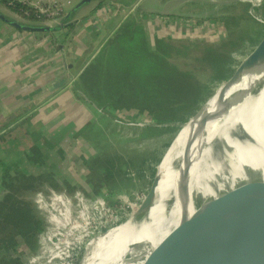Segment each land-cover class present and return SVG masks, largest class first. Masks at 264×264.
<instances>
[{
    "label": "crops",
    "instance_id": "crops-1",
    "mask_svg": "<svg viewBox=\"0 0 264 264\" xmlns=\"http://www.w3.org/2000/svg\"><path fill=\"white\" fill-rule=\"evenodd\" d=\"M29 1H64V8L68 10L80 0ZM140 1L87 2L77 11V24L70 33L59 27L62 18L30 22L0 3V11L6 16H0V202L8 191V181L16 175H25L33 181L41 177V187L34 192L44 197L45 183H52L59 191H89V157L98 156L99 152L119 154L112 150V140H106L101 119L105 116L118 138L117 123L124 125L121 120H124V114L110 123L107 114L103 113L105 108L82 96L85 92L80 81L97 55L95 48L104 44L102 40L108 38L123 18L130 14L136 16L146 33L148 18L158 20L166 28L176 25L186 30L185 25H190L187 22L206 20L210 18V12L212 15L228 14L230 9L227 6H237L232 2L224 4L226 6L219 3L209 5L210 10L202 4L189 3L180 9L179 16L141 14L137 9H134L136 13L128 11L127 15L121 12L122 6L135 8ZM256 12L264 16V1ZM17 21L22 26H16ZM38 26H50L52 31L41 32L35 28ZM187 29L190 30V26ZM220 31L227 33L224 27H220ZM160 34L158 31L154 33L155 37L169 41L172 37V33ZM147 35L150 43L151 36ZM47 239L44 233L41 253L30 260V264H49L48 256L54 252V244L51 241L52 249L47 250ZM21 247L20 250L27 251L25 243ZM10 254L14 255L12 249Z\"/></svg>",
    "mask_w": 264,
    "mask_h": 264
},
{
    "label": "trees",
    "instance_id": "trees-1",
    "mask_svg": "<svg viewBox=\"0 0 264 264\" xmlns=\"http://www.w3.org/2000/svg\"><path fill=\"white\" fill-rule=\"evenodd\" d=\"M0 3L30 22L47 19H39L37 9L29 2L0 0ZM245 7H239L241 11L236 8V11L228 14L217 15L220 25L227 31V40L222 39L218 44H210L192 38L174 45L171 40L156 37V49L150 47L143 23L136 16L127 15L108 36L98 56L96 55L97 58L90 64V67L95 66V70L89 75L90 67H87L82 74L80 87L90 100L103 108L110 107L116 111L123 106H130L139 113L145 112L154 116L155 123L160 125L181 120L184 113L186 115V111L205 95L203 93L208 95L209 91L208 86L198 80L194 73L180 69L171 61V57H185L196 49V65H205L210 76L216 81L228 78L226 75L232 72L237 56L246 53L244 49H235L244 41V34L240 31L242 26L252 21L257 22L245 12ZM68 10H64L61 22ZM77 11L63 22L64 31L70 33L74 30ZM0 16L4 17L1 11ZM15 23H18V27L22 26L18 21ZM92 75L94 78L90 81ZM95 86L98 88L97 93L92 92ZM139 113L136 112V116ZM117 117L120 118V115L117 114ZM87 163L92 189L89 191L94 195H98L112 183L108 190H113L115 177L120 174L127 175L129 172L126 169L127 162L116 153L99 152L98 156L89 157ZM138 169L137 167L131 170ZM36 180L21 175L7 183V194L0 202V264H29L30 255L15 248L17 235H21L31 248L32 257L41 253V239L49 226V220L47 212L37 201L36 194L39 192H34L36 188L41 187L42 178L38 177ZM71 192L87 191L75 189ZM10 249L13 250V256ZM83 252L84 250L80 249L76 264L80 263Z\"/></svg>",
    "mask_w": 264,
    "mask_h": 264
},
{
    "label": "bare ground",
    "instance_id": "bare-ground-1",
    "mask_svg": "<svg viewBox=\"0 0 264 264\" xmlns=\"http://www.w3.org/2000/svg\"><path fill=\"white\" fill-rule=\"evenodd\" d=\"M246 62L241 75L264 67V37L261 48ZM230 98L263 100L264 83L231 92ZM244 113L239 116L219 109L188 133L163 168L156 204L149 210L132 260L116 238L119 226H114L90 238L79 264H113L115 258L127 264H146L166 243L183 208L252 184L262 165L264 124L257 120L261 116L258 111ZM193 220H188L182 231V237L190 242L183 264H264V203L237 214Z\"/></svg>",
    "mask_w": 264,
    "mask_h": 264
},
{
    "label": "water",
    "instance_id": "water-1",
    "mask_svg": "<svg viewBox=\"0 0 264 264\" xmlns=\"http://www.w3.org/2000/svg\"><path fill=\"white\" fill-rule=\"evenodd\" d=\"M92 0H80L77 4L69 9L63 22L70 17L78 8ZM204 0H142L136 6L141 14L145 12L152 14H161L167 16H179L180 9L189 3L198 4ZM209 1V0H208ZM222 4L232 0H210ZM240 1V0H238ZM214 3V2H212ZM201 4V3H199ZM253 5L250 6V10ZM4 18V17H2ZM261 20V19H260ZM63 22L59 27L62 28ZM18 26V23H15ZM20 26V25H19ZM30 27V26H25ZM39 30L52 31L50 26L35 27ZM260 36L255 45L252 46L249 58L243 60L234 70V72L226 78L211 94L204 100L195 104L186 115L179 121L174 131L166 138L163 144L156 150L152 156L143 176L138 185L135 196L131 205L126 211L125 216L117 225L119 230L116 238L121 241L122 248L126 252L127 258L132 260L134 251L137 247V238L141 234L142 227L148 217L149 210L156 204L159 194V185H162L164 170L163 168L175 156L178 147L184 142L193 129V127L206 117H210L217 110L223 109L226 112L234 113L233 115L245 114L246 111H258L261 116L258 117L264 124V99L253 102L240 101L229 97V93L248 89L256 84L264 83V67L258 68L254 72L241 75L246 61L250 60L262 46V38ZM61 47H64L61 44ZM82 96L89 99L86 94ZM90 100V99H89ZM92 104H95L90 100ZM264 140V138H263ZM262 165L259 170L257 179L247 186L238 189L231 194H220L215 198H205L197 200L194 203L183 208L177 216L176 223L172 226L168 238L165 239L163 246L157 248L150 260L146 264H183L188 257V248L190 247L189 240L182 237V231L185 223L204 219L210 215L221 216L230 213H239L247 209H252L264 203V148ZM162 181V182H161ZM113 264H127L126 260L115 258Z\"/></svg>",
    "mask_w": 264,
    "mask_h": 264
},
{
    "label": "rangeland",
    "instance_id": "rangeland-1",
    "mask_svg": "<svg viewBox=\"0 0 264 264\" xmlns=\"http://www.w3.org/2000/svg\"><path fill=\"white\" fill-rule=\"evenodd\" d=\"M230 2H233V1H230ZM199 3H201L202 6H205L207 9L211 10L209 5H215L218 2L204 0V1H199L198 4ZM234 4H237V3H234ZM233 6L234 5L227 6V8L230 9V12L236 11V8H238L239 11H241V9L238 6L236 5L234 7ZM243 6H246V5H243ZM124 7L123 6L121 7V12L123 14H126L128 11L136 13L134 10V7L132 6H126L125 8ZM245 12L249 13L248 8L246 7H245ZM212 14L213 13L210 12V16H209L210 18H206V20L205 19L204 20L194 19L191 22H187V24H190V25H185L186 30L183 27H178L176 25L166 28L158 20L153 21V19L148 18L147 20L149 21L147 23L149 27H147L148 28L147 33H149V36H151L150 37V47L152 49H156V45L154 42L156 37L154 33L157 31L162 33L160 35L172 33L173 38L171 37L170 40L172 44L174 45H178L181 42H185L189 40V38H187L189 36L191 37L193 36V38L195 37L194 39L197 38L196 40H201V41H204L210 44L211 43L218 44L220 40L222 39L227 40L228 34L225 31L223 32L220 31V27L223 28L224 26L220 25L219 17L217 15H212ZM249 14L254 19H256L257 22L252 21L249 24L247 23L246 25L244 24L242 26L243 28L240 31L244 34L243 36L244 41H242L239 45L235 47V49L236 48L244 49L246 53L240 54L237 56L236 64L234 68L232 69V72L228 74V76L226 75V77H229L234 72L236 67L242 62V59L244 58V56H246L250 52L252 46L256 44L260 36L264 33V16L258 13L256 14V12L254 11H252V13H249ZM187 26H190L191 29L190 30L187 29ZM245 40H247V42H245ZM102 41L105 43L106 40H102ZM102 46H100L98 49L95 48L96 51H98L96 54L99 53ZM197 52L198 50L195 49V50H192V53L190 55H187L185 57H182V56L171 57V61L176 63L180 69L188 70L194 73V75L196 76L198 80H201L204 84L208 86V91H209L208 95H209L225 79L222 81H216V79H213L210 76V72L206 70L205 65H202V66L196 65L194 58L197 56ZM96 58L94 56L93 59L95 60ZM94 70H95V66L90 67L89 75ZM93 78L94 77L92 75L90 77V81H93ZM96 86L92 89V92L94 93L98 92V88H97L98 86L97 87ZM203 94L205 95L202 96L199 101L204 100L208 96L206 92ZM104 108L105 110H103V113L107 114L110 123L113 119H120L121 115L124 114V120L121 119L124 125H120V123H117L119 126V130L116 129L118 138L116 137V135L114 134L110 126H108L107 121H105L104 119L105 116H102L101 125H102V128H104L106 131V136H107L106 140H108V138L112 140L111 141V146H113L112 150L119 152V155L122 157V160L127 162V168H126L127 171H130L133 168H137V167L139 168L137 170L136 175L138 174L140 175V181H141L142 176L152 156L155 154L156 150L163 144V142L170 135V133L174 131L176 126L180 123L179 122L180 120L174 121L172 123L160 125V124L155 123L156 121H155L154 116L149 115L145 112L139 113L138 110L136 109L134 110V108H131L130 106H123V108H119L116 111L111 109L110 107H107V108L104 107ZM190 109L191 108H189L186 112H190L189 111ZM136 112L139 113L137 116H136ZM117 114L120 115V118L116 116ZM184 116H185V113H184ZM120 142H122V144H120ZM116 143L118 144L117 147H116ZM120 175H124V174H120ZM112 184L110 186H112ZM110 186L102 189L98 195L92 194L91 193L92 191H87L86 193L79 192L80 194H77V198L75 202L73 201V204L71 205V208L74 214L73 216L75 218H80V219L82 218V215L80 213V206L84 204L87 208V214L90 218H94L95 220H102L104 216H106V214L108 213L109 208L111 207V200H112L111 197L110 199L104 198ZM71 194H72L71 196L74 197L75 194L72 192ZM36 197L39 198V195H37ZM37 201L41 204V207L48 213L49 226L47 230L44 231V233L46 234V237L48 238L47 240L49 243V245H47V248H48L47 250H51L52 249L51 241L53 242V237L56 234L57 227L54 221L53 223L51 222L53 217L51 218L52 213L50 209L44 203H41L40 198L37 199ZM119 223L114 224V225H118ZM53 249L55 250L54 247Z\"/></svg>",
    "mask_w": 264,
    "mask_h": 264
},
{
    "label": "built area",
    "instance_id": "built-area-1",
    "mask_svg": "<svg viewBox=\"0 0 264 264\" xmlns=\"http://www.w3.org/2000/svg\"><path fill=\"white\" fill-rule=\"evenodd\" d=\"M29 2L37 9V17L61 18L65 10L64 1L53 2ZM245 4L253 5L252 9L259 6L264 0H242ZM69 2V0H67ZM251 9V10H252ZM137 170H130L127 175H119L115 179L113 190H108L105 199L111 197V207L102 220L90 218L84 204L80 206L82 218H75L71 205L77 195L72 197L65 191H59L52 183H45L46 196L40 195V201L51 211L57 229L53 237L55 250L48 256L49 264H76L80 249L85 246L90 238L113 228L126 214L140 183V175ZM114 205H113V203ZM50 214V213H49ZM51 215V214H50ZM84 253V252H83Z\"/></svg>",
    "mask_w": 264,
    "mask_h": 264
},
{
    "label": "flooded vegetation",
    "instance_id": "flooded-vegetation-1",
    "mask_svg": "<svg viewBox=\"0 0 264 264\" xmlns=\"http://www.w3.org/2000/svg\"><path fill=\"white\" fill-rule=\"evenodd\" d=\"M233 2V4L234 3H237V6L238 7H241V6H243V5H246V7L248 8V10H249V13H252V11H254V12H256V8L258 7V6H256V7H254L252 10H250V5L249 4H245L242 0H240V1H238V0H232ZM230 2V1H229ZM242 3H244V4H242ZM224 4H228V2H223L221 5H224ZM230 4V3H229ZM202 6V5H201ZM224 6H226V5H224ZM248 12V11H247ZM256 14H257V12H256ZM17 176H21V175H16V177ZM25 176V175H24ZM27 177V176H26ZM29 178V177H28ZM13 179V178H12ZM10 181V180H9ZM8 181V182H9ZM63 191H65V192H67L69 195H72L71 194V191H67V190H63ZM7 194V193H6ZM6 194L3 196V198L6 196ZM74 194H80L79 192H77V193H74ZM40 196V195H39ZM3 198H2V200H3ZM2 202V201H1ZM42 203V202H41ZM5 213H6V211H5ZM48 214V213H47ZM0 216H1V214H0ZM2 218V217H1ZM1 222H2V220H1ZM1 222H0V224H1ZM16 243H17V246L15 247L16 248V250L17 251H22V252H24L25 254H27V255H30V258H29V264H30V260H33L35 257H37V256H35V257H32V254H33V251L31 250V248L26 244V242L24 241V238L21 236V235H17L16 236ZM24 243L26 244V250L27 251H23V250H20V249H22V247L21 246H24ZM13 249V248H12Z\"/></svg>",
    "mask_w": 264,
    "mask_h": 264
}]
</instances>
